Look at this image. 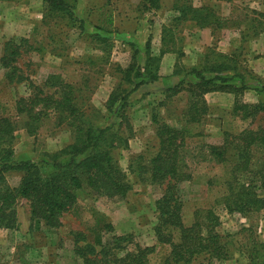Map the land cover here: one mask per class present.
Returning a JSON list of instances; mask_svg holds the SVG:
<instances>
[{"label": "rangeland", "instance_id": "1", "mask_svg": "<svg viewBox=\"0 0 264 264\" xmlns=\"http://www.w3.org/2000/svg\"><path fill=\"white\" fill-rule=\"evenodd\" d=\"M65 1L72 5L75 19L65 12L47 10L42 0H0V56L8 38L18 42L20 37H27L43 49L19 48L12 63L16 67L12 82L7 81L8 70L0 64V118L15 124L12 148L16 159L39 160L71 143L75 128L68 126L67 120H56V115L49 113L36 122V132L29 135L24 128L25 115L16 110V101L31 97L36 88L57 96V89L43 84L48 76L60 75L77 89L81 111L78 125H119L118 135L126 142H120L112 155L127 174L131 189L124 198L78 191L74 205L57 228L32 219L29 202L18 199L13 207L14 226H0V264H114L135 245L154 246L144 264H168L165 259L170 247L155 241L154 226L159 218L156 201L167 191L170 181L141 182L129 171L135 159L147 162L157 152L154 116L186 133L180 155L191 176L173 188L174 199L181 203L184 225L193 222L195 209L212 207L219 217L217 229L228 252L226 259L208 260L200 255L189 264H264V147L250 148L245 167L237 138L241 131L262 129V113L241 118L231 112L234 98L231 101L217 94L210 97L211 108L201 121L188 124L182 116L187 93H164L176 81L167 74L170 66L174 75L186 73L180 58L184 31H188L183 20L169 16L166 9L180 7L185 1L210 7L215 1L161 0L157 9L147 8L143 0ZM219 2L231 13L229 28L245 27L248 19L254 23L253 15L255 28L264 21L258 15L263 0ZM159 29L163 42L155 46L154 35ZM98 35L107 41L102 42ZM148 39L153 55L162 52L160 78L131 93L123 111L117 112L118 104L109 109L111 91L131 88L121 79L119 70L132 62L136 50V62L143 65ZM210 59L215 57L210 54ZM257 80L264 85V78ZM240 98L264 104V95L259 92L246 91ZM209 146L222 147L223 159L215 158ZM20 176L18 172L8 173L7 185L16 186ZM253 197L257 201L251 203ZM78 233L82 240L77 242ZM126 235L129 237L118 239ZM176 237L177 232H173ZM76 246L85 250L91 262L85 263L74 252Z\"/></svg>", "mask_w": 264, "mask_h": 264}, {"label": "trees", "instance_id": "2", "mask_svg": "<svg viewBox=\"0 0 264 264\" xmlns=\"http://www.w3.org/2000/svg\"><path fill=\"white\" fill-rule=\"evenodd\" d=\"M160 1L143 0L146 7L152 9H157ZM42 2L47 10L65 12L66 16L75 19L72 5L65 0H42ZM258 15L264 19V12H259ZM179 19L193 21L201 28L214 27L213 30L222 27L224 21L208 5L194 7L186 1L180 8ZM259 26L255 29L256 33L264 29V21L259 22ZM98 38L102 42L107 41L106 37ZM149 41L150 39L145 43L143 65L136 62V53H138L136 50L132 62L126 68L119 70L121 79L130 84L131 88L111 91L107 99L109 109L118 104L117 112L123 111L131 93L140 86L153 83L160 78L158 69L162 52L153 55ZM20 47H26L27 50H43L34 46L27 37H20L18 42L13 38L5 40L0 64L8 70L5 75L8 82L15 79L16 67L12 63L18 56ZM210 54L215 57V60L210 59ZM239 60V56L234 52L226 57L215 53L210 48L199 66L187 72L194 75L197 82L189 83L180 80L164 89V93L168 96H174L183 91L187 93L186 107L182 112L186 123L201 121L208 110L204 94L213 91H226L233 94L231 110L233 114L248 118L262 113L264 120L263 103H250L240 98L243 92L249 89L244 84L241 74L242 82L239 87L227 84L228 78L215 74L227 66L236 67ZM43 85L57 89V96L55 93L36 88L38 90L31 97L16 101L18 114H24L27 119L24 124L26 132L33 135L37 130L36 122L40 121L44 115L53 113L56 115V120H67V125L75 128L73 130L75 135L71 143L57 151L45 154L39 160L16 159L12 148L15 124L8 118H0V226H14L16 215L13 207L18 199L29 202L32 219L40 220L47 227L57 228L62 223L63 215L74 205L78 191L87 190L108 198H124L131 189L127 174L112 155V150L120 142H126L118 135L119 125L88 124L85 127L78 125L81 111L74 85L64 81L58 74L48 76ZM152 121L156 125V136L159 142L157 152L147 162L141 161L140 158L135 159L129 171L135 173L141 182L170 181L167 191L155 204L159 213L158 221L154 226L155 241L170 247L165 262L189 264L200 255H206L208 260L226 259L228 252L217 229L220 220L214 209L212 207L195 209L193 222L190 225H184L181 217V203L174 199L175 184L188 180L191 176L183 165L180 155V149L185 144V130L169 126L156 116L152 118ZM237 138L243 149V164L246 167L250 148L264 147V127L257 131H241ZM209 149L215 158L223 159L222 147L209 146ZM10 172H18L21 175L18 184L13 187L7 185L5 179ZM250 200L251 203L257 201L255 197ZM173 232H177L176 239L173 238ZM80 237V233L76 234L75 241H81ZM128 237V235L118 236V239ZM135 246L133 251H127L122 257H117L114 264H144L147 256L154 251L153 245ZM74 252L85 263L91 262L82 247L76 246Z\"/></svg>", "mask_w": 264, "mask_h": 264}, {"label": "crops", "instance_id": "3", "mask_svg": "<svg viewBox=\"0 0 264 264\" xmlns=\"http://www.w3.org/2000/svg\"><path fill=\"white\" fill-rule=\"evenodd\" d=\"M184 1L185 0H183V2ZM214 1L215 3H212L210 7L215 11L217 16L224 19L223 26L213 30L214 27L201 28L197 26L193 21L183 20L182 25L184 26V28L188 29V31H184L183 47L181 49L183 55L180 58V62L185 67L186 73L184 75H174V71H172L173 69H171L172 66L169 65L170 69L168 68L169 71L167 70V74L170 73L169 78L172 77L176 79L173 84L178 83L180 80H184L185 82L189 83L197 82L195 76L192 74H187V72L189 71V69L199 66L206 54L207 49L209 50L210 48H212L215 53L221 54L223 56L225 55L226 57L231 56L234 52L239 56L240 59L239 64H237L236 67L227 66V68L215 74L228 78V81L226 83L235 87H239L241 85V74L244 84L249 87V89H246L244 93H246V91L255 93L259 92L260 94L264 95V85L257 80V78H264V29L258 31L257 33L255 32L256 28L253 25L255 23V15L252 16V20H254V23H251L250 19H248L245 27L243 26V24L241 28H229L228 23L231 22V13L229 9H225V7H222L219 0ZM202 5L206 4H192V6L194 7H199ZM181 6H173L169 9H166L165 13L170 14L169 16H173V18L179 17ZM258 10L259 12H264V5H262L261 9ZM247 16L249 17V15ZM237 23H239V21ZM250 29L252 30V32ZM154 39L156 40V44H161V42H163L160 35V29L159 32L157 31L155 33ZM158 44L155 46H158ZM169 56H171V54H169ZM160 72L161 68L159 67V75ZM217 94H220L221 96H227V98H229L231 101V98H234L232 93L226 91L208 92L204 94V99L206 101L207 107L211 108L212 102H210V97L216 96Z\"/></svg>", "mask_w": 264, "mask_h": 264}]
</instances>
